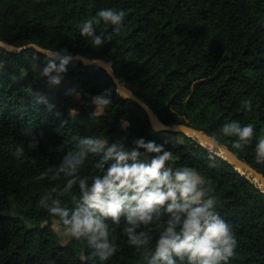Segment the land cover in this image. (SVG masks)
I'll use <instances>...</instances> for the list:
<instances>
[{"label":"trees","instance_id":"trees-1","mask_svg":"<svg viewBox=\"0 0 264 264\" xmlns=\"http://www.w3.org/2000/svg\"><path fill=\"white\" fill-rule=\"evenodd\" d=\"M103 9L124 15L118 32L102 21L94 25L97 35L111 36L94 46L80 29ZM0 41L103 60L163 124L206 134L264 177V163L255 158L264 130V0H0ZM60 60L32 48L14 53L0 47V264H148L168 219L163 210L153 224L136 230L150 238L139 249L124 234L123 215L119 223L106 220L117 251L102 262L85 239L60 243L51 221L62 223L39 206L41 198L49 204L59 200L69 217L79 206L78 182L64 192L72 177L56 171L88 137L125 150L143 138L171 151L166 167L197 171L211 188L215 211L235 234L237 246L228 264H264L262 189L193 138L154 131L145 111L123 99L99 66L69 60L60 84H50L42 69ZM98 95L111 103L97 117L92 99ZM233 121L254 127L252 142L241 150L232 147L236 137L222 133ZM33 137L38 146L28 149ZM17 148L24 149L18 158ZM105 151L88 152L76 176L91 183V177L102 174L96 165L103 163L106 170L113 163L103 161ZM42 173L44 178L37 179ZM173 259L188 264L186 258Z\"/></svg>","mask_w":264,"mask_h":264},{"label":"clouds","instance_id":"clouds-1","mask_svg":"<svg viewBox=\"0 0 264 264\" xmlns=\"http://www.w3.org/2000/svg\"><path fill=\"white\" fill-rule=\"evenodd\" d=\"M123 15V12L112 9L100 10L98 19L83 23L80 34L91 38L94 46H102L106 40H111V36L97 35L94 25L102 21L117 26L114 31L118 32ZM69 59L61 58L59 65L49 62L42 69V75L49 78L50 84H60ZM92 103L96 106L94 115L98 117L104 114L111 101L106 95H98L93 97ZM244 103L250 110V102ZM222 133L236 137L232 147L241 150L252 142L254 127L252 124L241 126L233 121L223 126ZM134 145L131 150H125L119 143L108 146L104 138L80 139L75 154L69 151L56 171L57 176L63 172L72 177L67 181L64 192L78 182L79 206L70 217L68 209L62 207L59 200H52L49 204L41 198L39 206L59 218L68 236L85 239L88 246L94 249L93 255L102 262L117 251L116 245L109 240L106 220L119 223L123 215L127 224L124 234L129 244L139 249L146 246L150 238L145 232L137 233L136 230L153 224L163 210L168 219L148 264H175L174 256L181 260L186 258L188 264H228L237 241L228 222L215 211V200L208 196L211 188L207 186V181L192 168L173 170L166 167V163L173 159L172 152L164 150L154 141L145 142L140 138L134 141ZM37 146L38 141L34 137L27 145L28 149ZM105 148L103 161L111 160L113 163L106 170L103 163L97 164L102 174L91 177V183L88 178L77 177V166L82 158L88 152L98 153ZM23 152V148H17L14 155L18 158ZM150 153L155 155L149 160ZM255 158L257 164L264 163V138L256 143ZM209 160H213V156L210 155ZM45 175L42 173L37 179H43Z\"/></svg>","mask_w":264,"mask_h":264},{"label":"water","instance_id":"water-1","mask_svg":"<svg viewBox=\"0 0 264 264\" xmlns=\"http://www.w3.org/2000/svg\"><path fill=\"white\" fill-rule=\"evenodd\" d=\"M0 47L6 51L14 52V53L20 52L26 48H32V49H35V50L41 52L42 54H44L48 57H51V58L61 59L64 57H69L70 58L69 60H79L84 65L99 66L100 68L105 70V72L109 76H111L113 78V80L117 86L116 91L123 99L133 101L134 103L138 104L145 111L147 118H148V121H149V124L154 131L169 130V131H174L177 133H182L186 136L193 138L196 142H198L202 146L206 147L207 149H209L213 153H215V154L221 156L223 159H225L238 172L243 174L246 178L255 182L257 184V186L259 188H261L262 191L264 192V177L259 172H257L255 169L250 167L248 164H246L242 160H240L233 152H231L230 150H228L225 147L220 146L215 141H213L209 136H207L206 134H204L202 132H200V131H198V130L190 127V126L183 125V124H177L174 126L163 124L160 120H158L156 118L153 111L150 109V107L147 104H145L139 98H137L135 96V94L129 88H127L126 86H124L118 82L116 77H114V75L112 73V69L110 68V66L108 64H106L103 60L97 59V58L96 59H90V58L82 56V55H75L73 57L65 56V55H63L57 51L45 49V48L39 47V46L32 44V43L16 46V45H12V44H8L6 42L0 41ZM248 174H250V175H248Z\"/></svg>","mask_w":264,"mask_h":264},{"label":"rangeland","instance_id":"rangeland-1","mask_svg":"<svg viewBox=\"0 0 264 264\" xmlns=\"http://www.w3.org/2000/svg\"><path fill=\"white\" fill-rule=\"evenodd\" d=\"M0 66H1V63H0ZM37 69H39V68L37 67ZM20 72L21 73H25L26 72V68L25 67L21 68ZM95 112H96V107H95ZM261 135H262V138H263L264 137V130H262ZM147 158L150 160L151 153L148 154ZM141 159H145V157H142ZM51 223H52V228H53V230L55 231V233H56V235L58 237V241L60 243L67 242L69 240L70 236H68L65 233L64 226H61L56 219H52Z\"/></svg>","mask_w":264,"mask_h":264},{"label":"bare ground","instance_id":"bare-ground-1","mask_svg":"<svg viewBox=\"0 0 264 264\" xmlns=\"http://www.w3.org/2000/svg\"><path fill=\"white\" fill-rule=\"evenodd\" d=\"M248 175H250V174H248ZM251 177V176H250ZM252 178V177H251ZM260 185V184H259Z\"/></svg>","mask_w":264,"mask_h":264}]
</instances>
